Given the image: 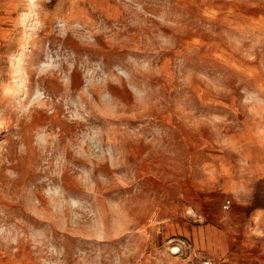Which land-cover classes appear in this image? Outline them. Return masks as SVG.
Returning <instances> with one entry per match:
<instances>
[{
  "label": "rangeland",
  "instance_id": "374dc122",
  "mask_svg": "<svg viewBox=\"0 0 264 264\" xmlns=\"http://www.w3.org/2000/svg\"><path fill=\"white\" fill-rule=\"evenodd\" d=\"M249 1L264 8L0 0V264L189 257L178 222L216 193L228 124L264 87Z\"/></svg>",
  "mask_w": 264,
  "mask_h": 264
},
{
  "label": "crops",
  "instance_id": "0c3cea01",
  "mask_svg": "<svg viewBox=\"0 0 264 264\" xmlns=\"http://www.w3.org/2000/svg\"><path fill=\"white\" fill-rule=\"evenodd\" d=\"M244 18L251 26L264 27L261 1H249ZM244 99L250 100L249 107L237 123L228 124L226 155L215 175L216 193L200 197L191 206L192 217L184 213V223L178 222L189 257L167 251L162 264H196L198 257L215 264H264V87ZM169 220L172 225L175 219Z\"/></svg>",
  "mask_w": 264,
  "mask_h": 264
},
{
  "label": "built area",
  "instance_id": "2783aa9c",
  "mask_svg": "<svg viewBox=\"0 0 264 264\" xmlns=\"http://www.w3.org/2000/svg\"><path fill=\"white\" fill-rule=\"evenodd\" d=\"M230 204V200L226 201V205ZM179 250V249H177ZM177 250H175L174 252H177ZM196 264H215L214 261L210 258L207 257H198L197 263Z\"/></svg>",
  "mask_w": 264,
  "mask_h": 264
}]
</instances>
